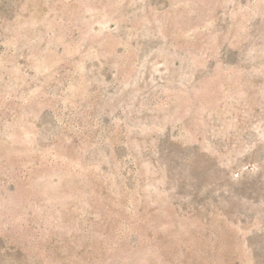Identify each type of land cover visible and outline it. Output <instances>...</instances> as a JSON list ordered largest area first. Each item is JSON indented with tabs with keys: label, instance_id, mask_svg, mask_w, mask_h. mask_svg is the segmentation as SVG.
Here are the masks:
<instances>
[{
	"label": "rangeland",
	"instance_id": "rangeland-1",
	"mask_svg": "<svg viewBox=\"0 0 264 264\" xmlns=\"http://www.w3.org/2000/svg\"><path fill=\"white\" fill-rule=\"evenodd\" d=\"M0 264H264V0H0Z\"/></svg>",
	"mask_w": 264,
	"mask_h": 264
}]
</instances>
